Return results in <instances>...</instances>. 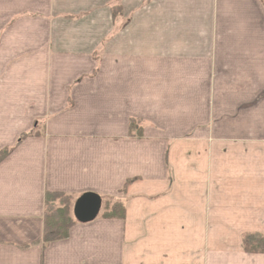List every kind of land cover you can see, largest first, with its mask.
Masks as SVG:
<instances>
[{"label": "crops", "instance_id": "crops-1", "mask_svg": "<svg viewBox=\"0 0 264 264\" xmlns=\"http://www.w3.org/2000/svg\"><path fill=\"white\" fill-rule=\"evenodd\" d=\"M4 150L0 264H264V0H0ZM47 192L125 216L44 248Z\"/></svg>", "mask_w": 264, "mask_h": 264}, {"label": "trees", "instance_id": "trees-1", "mask_svg": "<svg viewBox=\"0 0 264 264\" xmlns=\"http://www.w3.org/2000/svg\"><path fill=\"white\" fill-rule=\"evenodd\" d=\"M114 14H119V11H114ZM143 130L144 123L142 120L131 119V136L135 138H142ZM30 135H38V129L37 131L35 130L26 136L29 137ZM10 152L11 150H4L0 152V163L9 155ZM75 202L76 198L71 195L50 192L46 193L43 218L44 228L41 239V243L44 248L51 243L68 238L70 229L73 227V225L78 223L73 213ZM100 211V216L102 218L123 219L125 216L124 204L117 201H105L103 208L101 207ZM243 247L245 253L247 254H264V235H245L243 237Z\"/></svg>", "mask_w": 264, "mask_h": 264}, {"label": "water", "instance_id": "water-1", "mask_svg": "<svg viewBox=\"0 0 264 264\" xmlns=\"http://www.w3.org/2000/svg\"><path fill=\"white\" fill-rule=\"evenodd\" d=\"M102 201L99 196L85 194L81 196L74 206V217L80 223L94 221L100 213Z\"/></svg>", "mask_w": 264, "mask_h": 264}]
</instances>
